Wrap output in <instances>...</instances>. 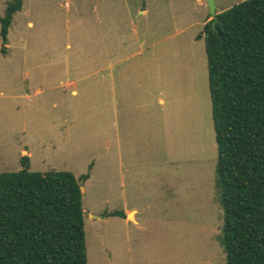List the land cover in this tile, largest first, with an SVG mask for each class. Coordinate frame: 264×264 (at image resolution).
<instances>
[{
	"label": "rangeland",
	"instance_id": "1",
	"mask_svg": "<svg viewBox=\"0 0 264 264\" xmlns=\"http://www.w3.org/2000/svg\"><path fill=\"white\" fill-rule=\"evenodd\" d=\"M12 1L0 0V18ZM241 1L214 0L215 13ZM210 20L205 0H21L12 15L0 52V173L27 157L30 172L87 176L86 264L224 263L202 41ZM116 211L123 218L105 216Z\"/></svg>",
	"mask_w": 264,
	"mask_h": 264
},
{
	"label": "trees",
	"instance_id": "2",
	"mask_svg": "<svg viewBox=\"0 0 264 264\" xmlns=\"http://www.w3.org/2000/svg\"><path fill=\"white\" fill-rule=\"evenodd\" d=\"M21 0L0 18L7 30ZM202 28L214 186L221 209L223 264H264V0H244ZM200 36H197L199 39ZM0 173V264H86L81 192L65 171ZM105 216L121 217L122 212Z\"/></svg>",
	"mask_w": 264,
	"mask_h": 264
},
{
	"label": "water",
	"instance_id": "3",
	"mask_svg": "<svg viewBox=\"0 0 264 264\" xmlns=\"http://www.w3.org/2000/svg\"><path fill=\"white\" fill-rule=\"evenodd\" d=\"M205 4H206V8H207V14L211 17V21H210V28L214 29V24L218 21L217 19V15L214 14V10H215V5H214V0H205ZM79 190L81 189V187H79ZM130 213L125 215V218H128L127 216Z\"/></svg>",
	"mask_w": 264,
	"mask_h": 264
},
{
	"label": "crops",
	"instance_id": "4",
	"mask_svg": "<svg viewBox=\"0 0 264 264\" xmlns=\"http://www.w3.org/2000/svg\"><path fill=\"white\" fill-rule=\"evenodd\" d=\"M27 25L30 26V23L28 22ZM71 93L74 94V91L72 90ZM157 101H158V103H162V100L161 99H158Z\"/></svg>",
	"mask_w": 264,
	"mask_h": 264
},
{
	"label": "flooded vegetation",
	"instance_id": "5",
	"mask_svg": "<svg viewBox=\"0 0 264 264\" xmlns=\"http://www.w3.org/2000/svg\"><path fill=\"white\" fill-rule=\"evenodd\" d=\"M215 5V4H214ZM215 10H216V7H215ZM215 10H214V14H216V15H218L220 12H222V11H219V13H215ZM208 17H210L209 15H208ZM211 21V20H210ZM210 21H208L209 22V24H210ZM207 23V22H206ZM215 25V24H214ZM204 26V25H203ZM203 28V27H202Z\"/></svg>",
	"mask_w": 264,
	"mask_h": 264
},
{
	"label": "bare ground",
	"instance_id": "6",
	"mask_svg": "<svg viewBox=\"0 0 264 264\" xmlns=\"http://www.w3.org/2000/svg\"><path fill=\"white\" fill-rule=\"evenodd\" d=\"M131 214H132V213H130L127 217H128V218H132Z\"/></svg>",
	"mask_w": 264,
	"mask_h": 264
}]
</instances>
